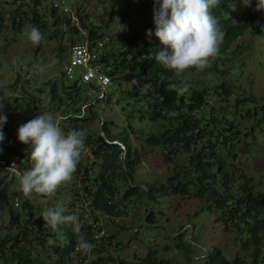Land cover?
I'll list each match as a JSON object with an SVG mask.
<instances>
[{
    "label": "trees",
    "instance_id": "16d2710c",
    "mask_svg": "<svg viewBox=\"0 0 264 264\" xmlns=\"http://www.w3.org/2000/svg\"><path fill=\"white\" fill-rule=\"evenodd\" d=\"M62 1L65 2L13 0L9 13L10 30L21 34L26 26L34 25L43 36L51 31V40L57 41L60 27L66 26L69 40H73V34L91 43L106 37L86 27L83 21L81 24L88 31L87 35L73 27L71 18L65 16L67 13L55 7ZM135 1L105 0L108 20L103 19L102 22L106 28L119 17L127 18ZM141 1L153 7V0ZM241 2L219 0L210 9L222 39L217 53L209 58L208 66L203 69L189 68L176 75L161 67L154 55L163 46L154 35L145 34L146 30L154 29L153 21L147 23L143 31L132 35L123 49L105 53L102 62L111 78L110 86L121 95L116 104L122 106L127 124L118 135L111 132L106 121L99 132L88 129L89 120L82 111L89 107L93 109L94 102L83 95L78 83L73 86L60 83L58 89H47L48 85L44 84L46 87L43 90L38 88L35 94L23 90L21 97L14 100V117L3 127L5 137L13 138L18 149L0 146V165L9 170V176L0 180V185L9 186L7 180L19 179L31 166L23 162L28 150L26 145L18 142L15 130L39 113H51L49 109L41 111L45 103L43 97L49 100V107H55V119L58 115L68 117L64 121L65 132L78 129L85 133L83 150H89L94 161L86 163L83 151L71 180L53 193L54 196H63L65 192L69 196L67 211L63 214L77 215L79 231L74 230L72 223L60 224L53 230L40 215L47 208L22 201L11 213V232L5 237L0 236V264H44L34 257L37 248L43 252L50 250L49 264H84L87 254L93 256L91 264H184L166 258L173 250L172 243L177 254L187 264H193L194 245L181 235H169L167 227L164 229L171 244L162 248L150 247L145 256L134 261H126L120 256L116 233L107 235L108 242L101 237L104 232L101 219L106 217L108 224L119 228L114 219L126 215L123 209L129 204L137 206L147 202L152 211H149L145 224L155 225L153 208L161 196L188 202L200 201L202 208L194 219L207 212L212 214L223 232L235 235L234 244L238 249L232 260L220 248L214 247L208 252L204 264H262L264 192L256 194L252 191L251 180L241 168V163L236 162L239 148L249 135L233 116L229 118L233 108L237 111L243 109L246 99H240L241 91H238L236 82L228 80L220 71L223 62L242 50L239 40L250 32L254 24L259 23L253 35L264 39V15L254 10V2L244 6L239 20L229 17L231 9ZM55 43L57 56L64 63L69 47H64L60 40ZM197 73L205 76L216 74L210 90L220 100L211 114L205 110L206 98L210 96L208 89L191 80ZM219 73L224 79H218ZM184 84L188 86L187 91L178 93L176 88ZM123 85L128 89H123ZM88 90L92 93V89ZM249 100L254 107L245 117L256 121L253 133L264 125V104L256 110L257 99ZM261 100L264 102V96ZM111 101L109 92L101 99L102 105H110ZM100 117L98 112L96 119ZM156 152L164 157L168 168L166 177L160 184L137 183L135 174L143 159ZM15 157L20 159H16L12 166ZM6 205L7 196L0 191V217L6 212ZM50 206L51 209L56 208L52 203ZM81 234L93 245L90 252L84 253L78 248ZM48 239L52 242L49 247Z\"/></svg>",
    "mask_w": 264,
    "mask_h": 264
},
{
    "label": "rangeland",
    "instance_id": "374dc122",
    "mask_svg": "<svg viewBox=\"0 0 264 264\" xmlns=\"http://www.w3.org/2000/svg\"><path fill=\"white\" fill-rule=\"evenodd\" d=\"M241 4L234 6L229 14V17L234 20H239L241 13L244 9L245 3L241 0ZM13 0H0V66L5 68V78L2 79L4 83H9L11 75L9 74V67L13 66V62L24 57L27 54H32L38 44H32L29 42L24 33L15 34L10 30L9 13L13 6H11ZM243 4V5H242ZM65 5L68 9L65 16L71 18V25L77 29H80L83 33L88 34L85 28L82 27L81 21L84 25L91 30H95L98 35H105L107 38L106 52H113L123 49L127 45V41L132 35L143 31L147 23L152 20L153 7H150L147 3L141 0H136L132 8L129 11L127 18L119 17L111 22L109 28L102 22L108 20L105 16L108 11V6L105 0H65ZM60 15H62L60 13ZM82 19V20H81ZM259 23H256L250 29L244 37L239 40L242 45V50L228 60L222 63L221 72L225 73L228 80L236 82L239 87L238 91L241 95V100H245L240 111L232 109L230 115L235 118V121L241 125L245 133L249 135L246 138L244 144H242L238 151V157L236 162L241 163L246 176L251 180L252 191L256 194L264 192V125H260L253 133L251 132L256 125V121L252 118H246L249 113V109H253L251 98L257 99L256 110H260V107L264 104L261 100L264 96V39L253 35V31L257 28ZM3 27V28H2ZM93 27H96L93 28ZM51 31L41 39L40 53L44 54V61L47 67L50 69L51 65L60 63V58L57 56V44L55 42L61 41L64 47H69L67 56L69 58L70 48L73 44L77 43L79 38L73 34V40H69L66 26H62L59 29V39L57 41L51 40ZM68 58L64 62L67 63ZM9 71V72H8ZM49 72V70H48ZM10 75V76H9ZM215 75H203L200 73L193 74L191 80L196 82L200 86L206 87L209 93V97L206 98L207 106L205 110L209 114L212 112V108L218 107V101L220 100L211 89V83L216 79ZM218 79H224L219 73ZM44 78H49L44 75ZM39 81L34 80L29 84L28 92L35 94L36 89L41 87ZM42 89V88H40ZM123 89H128L127 85H123ZM107 92L112 97L110 105H102L101 101L95 102L99 98V94H92L88 89H82L83 95L89 96L90 100L94 101V108L83 109L82 113L86 119L89 120V127L92 132H99L101 129V120L109 123L110 130L114 135H118L124 131L127 127L126 119L122 112V106H118L117 101L121 100V95L118 94L112 86L107 88ZM117 93V94H116ZM20 94L14 92L0 83V106H2L3 112L7 115V121L15 115V103L16 97H20ZM238 97V96H237ZM45 103L41 108L44 112L49 109L52 115L55 117V107L48 104L47 97L42 99ZM209 105V107H208ZM90 109V110H89ZM101 113L99 119H96V114ZM66 122H63V127ZM136 124V123H135ZM61 125V124H60ZM262 127V128H261ZM17 132V130H15ZM84 158L86 163L88 161L93 162L94 158L89 153V150H84ZM29 165V161H27ZM168 168L165 163L164 157L160 153H151L145 157L141 166L135 174V180L137 183H156L160 184L166 174ZM9 176V170L5 165H0V180H3ZM19 179L11 182L7 180L9 186L0 185V191L4 192L7 196V209L3 216L0 217V236L5 237L11 230L10 220L11 213L16 208L17 204L22 201H29L33 206H43L50 209L52 203L55 207H63L67 211V204L69 196L64 192L63 196L32 194L24 196L16 189L18 188ZM150 205L147 202H142L135 205H127L123 210L127 213L124 216L114 219L115 223H118L119 228L113 227V224L107 223V218L101 219V225H103V237L104 241H107V235L116 233L118 236V243L120 245L121 257L126 261H134L138 257L145 256L147 250L150 247L162 248L165 244H171L167 240V234L164 227L168 228L169 235H181L184 238L190 239L189 243L194 245L195 259L193 264H204L206 250L209 252L214 247L220 248L225 256L232 260L237 252V247L234 244L235 235L233 233H225L222 227L218 225L212 214L204 212L199 218L194 219V215L201 210L200 201H185L183 199L167 198L165 196L159 197L156 206L153 208L155 213V225H146L145 220L149 216ZM14 208V209H13ZM48 247L52 245L50 239L47 243ZM173 250L166 258L180 261L187 264L182 257H180L175 246L172 243ZM51 252H43L37 248L34 250L35 259H40L44 264H49L48 257L51 256ZM200 255V256H199ZM264 258V247L263 255ZM93 256L86 255V262L84 264H91ZM90 261V262H89ZM264 264V261L262 262Z\"/></svg>",
    "mask_w": 264,
    "mask_h": 264
},
{
    "label": "clouds",
    "instance_id": "9594fccd",
    "mask_svg": "<svg viewBox=\"0 0 264 264\" xmlns=\"http://www.w3.org/2000/svg\"><path fill=\"white\" fill-rule=\"evenodd\" d=\"M245 5L254 2V10L264 15V0H243ZM219 0H153L152 20L154 29L146 30V36L154 35L163 46L154 55L155 61L176 75L189 68L203 69L209 58L218 51L222 34L210 9ZM24 35L32 44L42 39L41 31L34 25L26 26ZM184 84L176 91H187ZM173 114V113H170ZM7 115L0 106V144L5 140L3 127ZM19 143L26 145L31 166L19 177L16 189L24 196L51 195L71 180L85 148V133L72 129L65 132L51 113H39L21 124L16 132ZM63 207L45 209L42 220L53 230L60 224L72 223L79 231L76 214L64 215ZM78 248L90 252L93 245L81 234Z\"/></svg>",
    "mask_w": 264,
    "mask_h": 264
},
{
    "label": "built area",
    "instance_id": "2783aa9c",
    "mask_svg": "<svg viewBox=\"0 0 264 264\" xmlns=\"http://www.w3.org/2000/svg\"><path fill=\"white\" fill-rule=\"evenodd\" d=\"M55 7H59L65 12L68 11L64 1L56 3ZM106 43L107 38L105 37L95 40L93 43H91L88 39L82 38L79 39L77 43L73 44L70 50V57L64 67L65 79L69 86H73L76 83L79 85H89L92 91L100 92V99L105 98V95L107 94V88L111 84V78L107 74L106 66L102 62L106 53ZM67 118L68 117H61L59 115L56 117L59 126L63 130V122ZM0 146L5 149L10 147H18L16 141L13 138L6 137ZM83 151L84 150H82V152ZM25 155L26 158L23 162L27 165V161L30 163L28 152H26ZM16 159H20V157H15L13 159L12 166L15 165Z\"/></svg>",
    "mask_w": 264,
    "mask_h": 264
},
{
    "label": "flooded vegetation",
    "instance_id": "af4514ba",
    "mask_svg": "<svg viewBox=\"0 0 264 264\" xmlns=\"http://www.w3.org/2000/svg\"><path fill=\"white\" fill-rule=\"evenodd\" d=\"M23 34V33H21ZM46 35H42V38H44ZM40 41L35 48L34 53L27 54L26 56L22 57L20 59H17L13 62V66L9 67V74L12 76L11 81L9 83H4L2 79L5 78L4 74L6 73L5 68L0 66V83L3 84L5 87L10 90L17 92V94H22L23 90L28 92L29 84H31L34 80L39 81L42 85L39 88H45L44 84H47V89L54 88L58 89L60 83H62L63 86H67L68 83L65 79L64 74V63H55L51 66H53L51 69L46 66L44 61V54L40 53L41 47H40ZM39 58H42L40 61ZM61 61V60H60ZM18 62V63H17ZM40 67L43 68V74L47 76L51 75H57L56 78L50 80L48 83H42L41 81V74H40ZM49 70V72H48ZM9 75V76H10ZM81 89H88L87 85L81 84ZM37 90V89H36ZM101 101L100 98L96 99L95 102Z\"/></svg>",
    "mask_w": 264,
    "mask_h": 264
},
{
    "label": "water",
    "instance_id": "95a60500",
    "mask_svg": "<svg viewBox=\"0 0 264 264\" xmlns=\"http://www.w3.org/2000/svg\"><path fill=\"white\" fill-rule=\"evenodd\" d=\"M40 69V74H41V81L43 82V83H48L50 80H52V79H54V78H56L57 77V75H51L49 78H44V74H43V68L42 67H40L39 68ZM62 84V83H61ZM89 88H90V86L89 85H87ZM100 115H102V112L100 113ZM103 124H104V121L103 120H101V130H102V127H103ZM102 135L104 136L105 134L102 132ZM151 211H152V207H150V213H151ZM175 236V235H174ZM188 241H190V239H188ZM205 252H206V255H205V257L207 258L208 257V252L206 251V250H204Z\"/></svg>",
    "mask_w": 264,
    "mask_h": 264
},
{
    "label": "crops",
    "instance_id": "0c3cea01",
    "mask_svg": "<svg viewBox=\"0 0 264 264\" xmlns=\"http://www.w3.org/2000/svg\"><path fill=\"white\" fill-rule=\"evenodd\" d=\"M69 57H70V55H69ZM69 59V58H68ZM68 62V61H67ZM67 64V63H66ZM65 64V65H66ZM65 67V66H64ZM43 83V82H42ZM69 85V84H68ZM88 87V86H87ZM88 89H90L89 87H88ZM95 93H98V92H96V91H92V94H95ZM21 97V96H20ZM17 98H19V97H16L15 99H17ZM94 102V101H93ZM53 107V106H52ZM85 154V153H84Z\"/></svg>",
    "mask_w": 264,
    "mask_h": 264
},
{
    "label": "bare ground",
    "instance_id": "6f19581e",
    "mask_svg": "<svg viewBox=\"0 0 264 264\" xmlns=\"http://www.w3.org/2000/svg\"><path fill=\"white\" fill-rule=\"evenodd\" d=\"M18 63V62H17ZM46 87V86H45ZM43 90V89H42ZM26 107V106H25ZM127 201V200H126ZM263 208V207H262ZM82 254V253H81ZM200 256V255H199ZM90 262V261H89Z\"/></svg>",
    "mask_w": 264,
    "mask_h": 264
}]
</instances>
